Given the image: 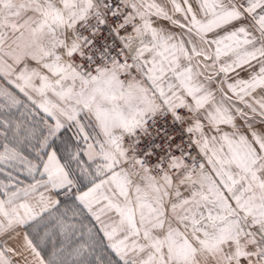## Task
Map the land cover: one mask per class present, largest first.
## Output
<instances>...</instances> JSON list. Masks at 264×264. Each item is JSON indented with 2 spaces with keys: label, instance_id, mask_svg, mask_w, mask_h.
Listing matches in <instances>:
<instances>
[{
  "label": "snow or ice",
  "instance_id": "1",
  "mask_svg": "<svg viewBox=\"0 0 264 264\" xmlns=\"http://www.w3.org/2000/svg\"><path fill=\"white\" fill-rule=\"evenodd\" d=\"M0 264H264V0H0Z\"/></svg>",
  "mask_w": 264,
  "mask_h": 264
}]
</instances>
